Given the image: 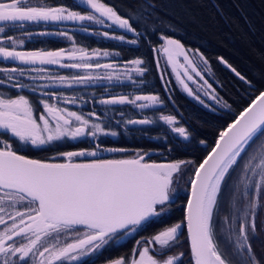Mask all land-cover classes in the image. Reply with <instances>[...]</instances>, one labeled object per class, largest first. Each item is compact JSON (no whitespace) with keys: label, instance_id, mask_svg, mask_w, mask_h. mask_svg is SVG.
I'll use <instances>...</instances> for the list:
<instances>
[{"label":"snow or ice","instance_id":"obj_1","mask_svg":"<svg viewBox=\"0 0 264 264\" xmlns=\"http://www.w3.org/2000/svg\"><path fill=\"white\" fill-rule=\"evenodd\" d=\"M81 5L83 10H74ZM126 8L124 11L108 0H74L71 8L49 6L42 0H0V60L18 62L17 66L0 67V264H96L93 257L98 259L107 246L134 238L156 223L165 226L136 239L130 254L108 259L106 264H185V258L187 264H264V253L258 254L253 247L264 232V224L257 223L264 214V91L218 132L212 145L198 138L177 115L165 113L171 96L148 92L131 98H93L100 105L154 110L144 118L126 120L121 112L117 125L147 126L129 131L166 140L162 147L169 154H186L206 145V154L198 163L191 159L150 163L146 157L150 159L154 153L145 150L135 151L131 158H103L102 153L129 151L106 147L99 139L116 137L118 132L110 130L96 111L84 114L67 107L78 101L87 103L83 97L56 91L122 78L142 86L154 63L165 93L171 91L164 75V69L170 67L188 96L208 107L201 99L203 94L231 110L205 78L204 73L210 71L206 57L175 38L177 24L155 0H132ZM39 22L53 23L59 30L38 35L62 37L71 47L17 50L25 39L8 32ZM66 22L85 35H99L137 50L147 48L152 58L127 60L121 72L118 63L100 62L118 57L119 52L78 46L70 30L59 27ZM101 28L107 30L99 31ZM33 35L28 32L26 38L31 40ZM220 63L252 87L226 60L220 58ZM46 66L78 71L61 75ZM25 77L30 82H23ZM189 81L198 88L193 90ZM11 90L19 91L13 97ZM24 90L35 100L20 94ZM152 126L163 135H153ZM86 137L93 138V147L59 153L65 162L30 159L19 153L24 146L41 148ZM181 181L188 191L183 218L169 226L165 218L172 211ZM184 228L188 251L175 252Z\"/></svg>","mask_w":264,"mask_h":264},{"label":"trees","instance_id":"obj_2","mask_svg":"<svg viewBox=\"0 0 264 264\" xmlns=\"http://www.w3.org/2000/svg\"><path fill=\"white\" fill-rule=\"evenodd\" d=\"M42 1L52 5L63 4L70 8L74 4V0ZM108 2L117 4L122 10L127 11L126 5L132 3V0H108ZM155 2L177 24L178 28L175 38H180L186 47L199 49L206 57L212 74L217 81V84H215L217 93L228 101L231 110L224 108L207 109L203 107L183 93L172 80L169 85L171 91L165 93L158 69H156L154 63L149 65V71L144 77L146 83L142 86L138 85V87L140 90L143 89V92L159 93L162 97L171 96L172 99L167 102L164 109L165 113L177 115L182 123L195 130L198 138H203L207 141V145H212L218 131L264 87V0H155ZM79 9L84 8L80 6ZM67 24L66 27L70 30V34L74 36L77 44L86 48L98 47L119 52L118 60L141 56L152 58V54L148 52L147 48L137 50L136 46L121 45L115 40H106L99 35H85L72 28V23ZM53 25L55 24L45 22L32 23L20 30L34 34V32H38L41 29H50ZM13 31H9L8 34H12ZM68 44L69 42L62 37L55 35L44 37L35 34L31 40L26 38L24 47L29 49L38 47L57 48ZM220 58L226 60L232 68L244 75L251 82L252 87L241 81L231 71V68L220 63ZM2 63L6 65L18 64V62L8 63L0 60V64ZM23 82L28 83L30 81L27 78H23ZM116 86L127 88L124 83ZM100 87V85H93L89 93L99 92ZM18 91L11 90L10 94L15 97ZM20 94L35 100V97L27 90L22 91ZM92 109L99 114L101 110H106L107 108L97 105ZM115 110L123 112V116L126 114L128 119L137 117L136 112L131 110L129 105L117 107ZM149 111L152 112L154 110ZM115 120L118 121L113 117V120H110L111 126L106 125L110 130L117 131L118 135L116 137L101 136L99 138L106 147H122L126 149L133 147L142 148L145 151H153L154 154L150 159L148 158L153 161L191 159L198 163L206 153L203 151L206 145H200L198 146L200 150L188 151L186 154L175 152L169 154L162 147L165 144L162 140L149 139L147 136L142 135L140 131H129L130 129H139L147 126L130 125L128 129L123 124L118 126ZM150 132L157 134L156 126H152ZM157 135L161 134L158 133ZM92 140L93 138L88 140L82 138L73 142L68 141V143L63 140L41 148L24 146L19 148V153L43 159L44 156L59 151L87 148V146L93 145ZM13 147L17 148V145L14 144ZM184 179L186 180L188 177L185 176ZM181 184L183 189H186V192L182 195V200H178L179 207L172 214L173 217L178 216L180 219L183 218V205L187 194V185L184 182L182 183V181ZM257 223L264 224V214L258 216ZM253 247L258 254L264 253V232L260 234L258 240L254 241Z\"/></svg>","mask_w":264,"mask_h":264},{"label":"rangeland","instance_id":"obj_3","mask_svg":"<svg viewBox=\"0 0 264 264\" xmlns=\"http://www.w3.org/2000/svg\"><path fill=\"white\" fill-rule=\"evenodd\" d=\"M42 2L44 4L49 5V6H55V5L49 4V3L44 2V1H42ZM33 3H36V0H33ZM74 10H83V9H74ZM67 23H71V22H66V24H62L59 27L60 28L66 27V25H68ZM31 24L32 23H28L25 26L31 25ZM53 26L50 29H41L38 32H34V34H37L38 35L40 32H46V31L47 32H55V31H58L59 30L57 28V26H55V25H53ZM72 28H73V26H72ZM104 30H107V29H103V28L99 29V31H104ZM27 33L28 32L23 31V30H14L13 33L12 34H9V35H13L15 37L22 38V39H25L26 40ZM38 36H41V35H38ZM77 45L78 46H81V47H84V46L79 45V44H77ZM70 47H71L70 43L68 45H66V46H63V47H57V48L38 47V48H34V49H29V48L24 47V45H22V46H19L17 48V50H20V51H33V50H51V51H55V50H59V49H62V48H70ZM187 48H191L193 50L197 49V48H192V47H187ZM87 49L88 50H91V49H100V50H108L110 52H114V51H111L109 49H103V48H98V47H92V48H87ZM117 58L118 57H115V58H113V57L102 58L100 62L101 63H109V62L118 63L121 66L120 67V71L122 72L123 71V67L122 66H123L124 62L127 61V60H130V59H127V60H118ZM161 63H163V61H161ZM3 64L4 63L0 64V67H5V66H7V67H13V66H17L16 64H11V65H6V64L3 65ZM23 67L27 68L29 66L23 65ZM46 67H48L53 73L61 74V75H68L70 72H76V71H78V70H70V69L60 68L58 66H46ZM209 68H210V66H209ZM96 71L101 72V73L103 72V70H96ZM158 72H159V75H161L160 70H158ZM0 75H2V74H0ZM133 75H135V74L133 73ZM164 75L166 77V80L168 81V85H167L168 88H169V85H170L171 80H172L176 84V86L183 93H185L187 95V93L182 90V88L180 87V85L176 81L175 74L172 73L170 67H167V68L164 69ZM204 75H205V78L208 79L209 83H212L213 88L216 89V85L215 84H217V81H216L215 77L212 74L211 68H210V71L205 72ZM25 78H27V77H25ZM196 80L199 81V78L196 77ZM121 83L126 84L127 85V88L124 89V88H120V87L116 86L117 84H121ZM188 83H189V86L191 88H193V90H196L198 88V84L197 83H193L191 81H189ZM200 83H202V81H200ZM95 85H100L101 86L100 89H99V92H91V93H89L91 91L93 85L92 86H89V87H82L81 86V87H77V88H74V89L62 88V89H56V91H62V92H64L65 95H73L74 94L77 97H83L84 100L87 101V103H83V102L78 101V103L76 105H67V107H69L73 111H78V112H81V113H84V114H87V113L93 111L92 108H95L97 105H100L98 103H94L93 102V98L96 101H98L100 99H103V98H107V97L112 96V95H129V97L131 98L132 96H134L136 94H147L148 93V92L141 91L139 89L138 85H135V84H132L129 81L123 80V78L121 79V81H112L111 83H109L106 80H102V81L96 82ZM105 89H107V90H105ZM216 92H217V89H216ZM188 97L191 98V99H193L194 101H196L198 104H200V102L198 100H196L194 97H190V96H188ZM201 99H203L205 101V104L208 105V107H205L202 104H200V105H202L203 107H205L207 109H209V108L210 109L222 108V106L220 104H217L215 101H212V100L208 99L207 97L203 96V94H201ZM61 106L63 107L65 105L61 104ZM100 106H102V108L111 109V111L101 110V112H99V114H98V116H100L105 121L106 124H108V125L111 126V123H108V122L110 120H113V117H115L118 121L122 119V117L120 115L121 112H117L115 110V108H117V107H123L124 105H114V106L113 105H100ZM129 106H130V109L131 110H133V111L136 112L135 114L137 115V117H135L134 119H141V118H144V116H149V115L152 114V112H150L149 110H140L138 108H135L132 105H129ZM166 114H168V113H166ZM123 119H125V120L128 119V118H126V114L123 116ZM97 122H100V121H97ZM123 125L126 126L128 129L130 128V125H127V124H123ZM157 134H158V132H157ZM157 134H153V135H157ZM159 134H161V136L163 135L162 132H159ZM88 139H90V137L84 138V140H88ZM68 141L69 142H73L72 140H66L67 143H68ZM162 141L165 142V143H167V141L164 140V139H162ZM15 145H17V144H15ZM92 147H93V145L87 146V148H92ZM80 149H82V148H80ZM127 149L129 150L127 153H123V154H121V153H102V156H103V158H131L132 154L135 151H137V150H143L142 148H133V147L132 148H127ZM75 150H79V149H75ZM66 151H73V150H66ZM61 152L62 151H59V152L54 153V154L46 155V156H44V158L42 160L65 161L64 158H62V157L59 156V153H61ZM76 159L79 161V160H82V159H85V158H76ZM87 159H92V158H87ZM146 159H148V158L146 157ZM149 161L150 160L148 159V162ZM166 161L167 160H159L157 162H166ZM182 183H183V181H182ZM185 192H186V189H183L182 184L180 182L177 185L176 199L174 201L175 203L173 205V208H172V211H171L170 215L168 216L170 219H172V217H173L172 214H173L174 210L177 207H179L178 206L179 205L178 200L179 201L182 200V195ZM180 204H181V202H180Z\"/></svg>","mask_w":264,"mask_h":264},{"label":"flooded vegetation","instance_id":"obj_4","mask_svg":"<svg viewBox=\"0 0 264 264\" xmlns=\"http://www.w3.org/2000/svg\"><path fill=\"white\" fill-rule=\"evenodd\" d=\"M149 162L151 163V162H157V161L150 160ZM221 215H223V213H221ZM179 219L180 218H178V216L172 217V219L167 217L166 223H167V225L170 226L171 224L178 222ZM164 226H165V224H161V223L151 224V225L147 226L146 230L141 231L134 238L133 237H127L124 240H121L119 243L110 244L109 246H107V248L103 251L102 255H100L98 259L95 257H93V259H95L96 264H104V263H106V261L108 259H115V258H119L120 256L130 254L132 248L135 245L136 239H140L142 236L143 237L150 236V235L154 234L158 229H160ZM183 231H184L185 238H184V236L181 237L180 245H179V247H177L174 250L175 252H181V251L187 252L188 251V244L186 245L187 236H186L185 228L183 229ZM186 246H187V248H186ZM170 254H172V253H170ZM185 264H187V258H185Z\"/></svg>","mask_w":264,"mask_h":264},{"label":"water","instance_id":"obj_5","mask_svg":"<svg viewBox=\"0 0 264 264\" xmlns=\"http://www.w3.org/2000/svg\"><path fill=\"white\" fill-rule=\"evenodd\" d=\"M81 7H83V8H85V6L84 5H81ZM260 91H264V87L260 90ZM258 93H259V91H258ZM258 93L256 94V95H258ZM249 103V102H248ZM247 106V104L244 106V107H246ZM242 110V109H241ZM239 113V111L236 113V115ZM235 117V116H234ZM233 117V118H234ZM233 118H231L228 122H227V124L228 123H230L231 121H232V119ZM227 124L224 126V127H226L227 126ZM223 127V128H224ZM222 128V129H223ZM222 129H220V130H222ZM219 130V131H220ZM218 131V132H219ZM217 135H218V133H217ZM217 135H216V137H217ZM216 139V138H215ZM214 143V142H213ZM206 154V153H205ZM27 156V155H26ZM28 158H30V159H37V160H41V161H50V162H65V161H55V160H42V159H38V158H34V157H30V156H27ZM200 161V160H199ZM187 195H188V193H187ZM186 204V200H185V202H184V205ZM184 205H183V207H184ZM185 231H186V236H187V229L185 228ZM104 264H106V263H104Z\"/></svg>","mask_w":264,"mask_h":264}]
</instances>
